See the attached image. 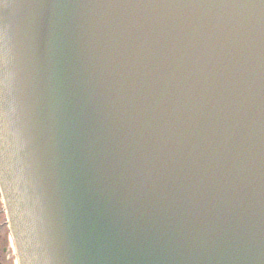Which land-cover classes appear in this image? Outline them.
Listing matches in <instances>:
<instances>
[{"label":"water","instance_id":"95a60500","mask_svg":"<svg viewBox=\"0 0 264 264\" xmlns=\"http://www.w3.org/2000/svg\"><path fill=\"white\" fill-rule=\"evenodd\" d=\"M0 100L25 264H264V0H0Z\"/></svg>","mask_w":264,"mask_h":264},{"label":"flooded vegetation","instance_id":"af4514ba","mask_svg":"<svg viewBox=\"0 0 264 264\" xmlns=\"http://www.w3.org/2000/svg\"><path fill=\"white\" fill-rule=\"evenodd\" d=\"M6 244H8L7 234H6V231L3 230V232H0V264H6V259L4 257L5 253L8 250V245Z\"/></svg>","mask_w":264,"mask_h":264},{"label":"rangeland","instance_id":"374dc122","mask_svg":"<svg viewBox=\"0 0 264 264\" xmlns=\"http://www.w3.org/2000/svg\"><path fill=\"white\" fill-rule=\"evenodd\" d=\"M1 221H3V212H1V203H0V223H1ZM3 230H4L3 227H0V232H3ZM6 245H8V250H7V252L5 253V256H4L5 259H6V264H14L12 256H11V250H9L10 249L9 248V243L6 244Z\"/></svg>","mask_w":264,"mask_h":264}]
</instances>
